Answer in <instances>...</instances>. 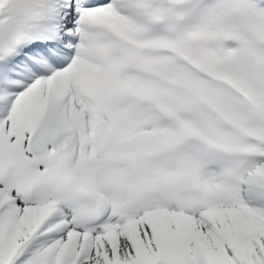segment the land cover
<instances>
[{
    "label": "snow or ice",
    "instance_id": "obj_1",
    "mask_svg": "<svg viewBox=\"0 0 264 264\" xmlns=\"http://www.w3.org/2000/svg\"><path fill=\"white\" fill-rule=\"evenodd\" d=\"M0 264H264V0H0Z\"/></svg>",
    "mask_w": 264,
    "mask_h": 264
}]
</instances>
